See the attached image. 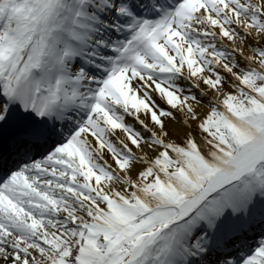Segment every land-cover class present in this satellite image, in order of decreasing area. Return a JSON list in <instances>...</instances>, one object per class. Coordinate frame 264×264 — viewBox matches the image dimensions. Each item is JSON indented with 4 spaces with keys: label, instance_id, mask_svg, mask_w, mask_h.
<instances>
[{
    "label": "snow or ice",
    "instance_id": "snow-or-ice-1",
    "mask_svg": "<svg viewBox=\"0 0 264 264\" xmlns=\"http://www.w3.org/2000/svg\"><path fill=\"white\" fill-rule=\"evenodd\" d=\"M0 264H264V0H0Z\"/></svg>",
    "mask_w": 264,
    "mask_h": 264
}]
</instances>
